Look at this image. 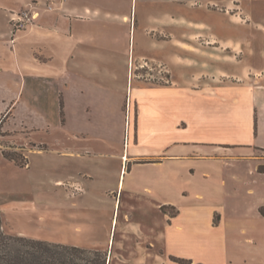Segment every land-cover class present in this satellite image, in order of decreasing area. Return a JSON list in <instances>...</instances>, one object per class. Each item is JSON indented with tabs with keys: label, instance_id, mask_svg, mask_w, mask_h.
<instances>
[{
	"label": "crops",
	"instance_id": "0c3cea01",
	"mask_svg": "<svg viewBox=\"0 0 264 264\" xmlns=\"http://www.w3.org/2000/svg\"><path fill=\"white\" fill-rule=\"evenodd\" d=\"M235 2L101 0L92 7L84 3L83 7L54 14L55 25L54 21L36 22L15 30L11 20L16 8L0 0V123L7 117L0 142H14L19 133L27 141H38L35 132L51 128L67 129L75 137L107 140L119 129L124 134L130 111L135 140L127 154H120V176L128 164L135 170L154 167L151 170L158 178L144 186L149 191L156 184L172 190L181 174L176 165L195 156L216 157L220 151H238L240 154L230 156L264 159V155L257 154L258 148L264 151V76L253 84L246 77L226 79L236 76V66L232 64L230 69L225 60L213 56L219 40H206L205 44L173 33L171 38L156 40L150 34L178 28L186 34L212 30L211 23L186 17L184 8L215 11L211 8L214 5L230 7ZM39 14L37 19L41 18ZM91 21H101L104 32L93 37L89 31ZM61 22H67L66 29L60 28ZM123 27L128 32L126 40L116 33ZM109 30L110 36L106 34ZM45 39H50L53 50L48 56L41 47ZM131 46L134 62L148 59L167 64L170 82L136 80L129 90L130 99L123 77ZM140 138H147L150 145L143 146ZM5 148L0 143V157L11 162L4 156ZM61 153L81 152L64 149ZM258 171L256 166L247 167L242 175L234 172L229 176L235 182L232 185L243 184L246 193L254 196L256 208L264 204V173ZM219 175L221 178L212 185L223 190L229 182ZM55 184L65 187L68 196L67 188L82 189V182L73 175L57 178ZM176 216H170L168 222Z\"/></svg>",
	"mask_w": 264,
	"mask_h": 264
},
{
	"label": "rangeland",
	"instance_id": "374dc122",
	"mask_svg": "<svg viewBox=\"0 0 264 264\" xmlns=\"http://www.w3.org/2000/svg\"><path fill=\"white\" fill-rule=\"evenodd\" d=\"M7 1L16 8L12 18L24 12L31 16L24 29L36 22L54 21L55 25L54 14L74 6L83 7L84 3L92 7L101 2ZM211 8L216 12L185 7L183 13L188 18L211 23L212 30L186 34L183 28H178L173 32L157 30L150 34L156 40L171 38L173 34L205 44L206 40H219L213 56L225 60L229 68L232 64L236 66V76L226 78V74L224 78L246 77L251 84L259 82L264 76V0H236L230 7L214 5ZM39 13L41 18L37 19ZM59 26L66 29L67 22ZM89 26L93 37L104 30L101 21H91ZM119 30L116 32L119 37L128 39L127 28ZM110 32L106 34L110 36ZM50 43V39H45L41 45L47 56L53 51ZM134 60L131 46L123 77L130 99L129 90L136 80L170 82V70L163 61ZM133 64L137 68L134 66L132 78ZM128 113L124 134L119 129L107 140L75 137L67 129L51 128L35 132L34 138L38 141H27L19 133L14 142L7 139L0 142L5 145V151L16 154L19 160L9 159V162L0 157V229L8 234L101 250L107 253L109 264H185L180 260L192 261L188 264H264V214L260 211L264 204L256 208L254 196L246 193V187L232 185L235 182L229 178L234 172L242 175L247 167L256 166L259 173H264V159L230 156L240 154L238 151H220L216 157L195 156L176 165L181 174L172 190L160 188L158 184L152 185L151 191L146 190L144 186L158 178L151 170L154 167L141 165L135 170L128 164L120 176V154H127L135 140L136 128L131 112ZM6 119L3 117L0 123L3 136ZM140 141L143 146L150 145L147 138ZM64 149L81 153L62 154ZM257 154L264 155V151L258 148ZM219 174L229 182L223 190L212 185L221 178ZM70 175L82 182V189L67 188L68 196L66 188L57 186L55 180ZM172 215L177 216L169 223Z\"/></svg>",
	"mask_w": 264,
	"mask_h": 264
},
{
	"label": "trees",
	"instance_id": "16d2710c",
	"mask_svg": "<svg viewBox=\"0 0 264 264\" xmlns=\"http://www.w3.org/2000/svg\"><path fill=\"white\" fill-rule=\"evenodd\" d=\"M61 114L63 120H65L63 100L61 101ZM3 153L6 158L15 160L16 162L19 161L15 157L16 154L9 153L5 150H3ZM260 211L264 214V208H260ZM180 261L185 264L192 263V261ZM0 264L109 263L107 253L101 250L36 239L22 234H8L0 229Z\"/></svg>",
	"mask_w": 264,
	"mask_h": 264
},
{
	"label": "built area",
	"instance_id": "2783aa9c",
	"mask_svg": "<svg viewBox=\"0 0 264 264\" xmlns=\"http://www.w3.org/2000/svg\"><path fill=\"white\" fill-rule=\"evenodd\" d=\"M30 17L31 16H29L28 15V13L27 12H24V13H16V14H14V16H13V18H12V25L14 26L13 28L15 29V30H21V29H24L26 26H27V24L29 23V21L28 20H30ZM147 64V63H146ZM137 64H133L132 66H131V76H132V78H133V76L135 75V72L133 71L134 70V66L137 68V66H136ZM144 66H142V68H143ZM134 72V73H133ZM167 77V76H166ZM163 79H164V77H163ZM165 81H168V77H167V80H165Z\"/></svg>",
	"mask_w": 264,
	"mask_h": 264
}]
</instances>
